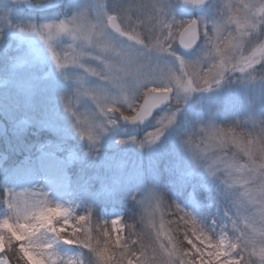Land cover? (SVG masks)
I'll use <instances>...</instances> for the list:
<instances>
[{"label":"snow or ice","instance_id":"obj_1","mask_svg":"<svg viewBox=\"0 0 264 264\" xmlns=\"http://www.w3.org/2000/svg\"><path fill=\"white\" fill-rule=\"evenodd\" d=\"M207 2L157 0L155 4H144L135 0H116L111 8L95 6L94 15L89 11L94 6H85L64 19L14 23L11 17L22 5L46 8L57 5L59 0H6L0 3V22H6L0 26V39L5 27L16 29L21 43L29 45L22 54L25 65L30 66L46 60L42 50L31 46L34 43L32 38L48 43L47 38L53 33L70 37L75 47L70 45L72 53L66 52L63 57L48 44L54 72L65 79H73L77 85L74 95L91 98L99 112L109 117L108 125L117 124V120L111 118L115 114L126 121L142 123L161 105L175 104V112L165 114L143 141H136L143 149L160 140L195 93H209L231 83L229 76L232 74H239L237 81L245 89L257 81L264 83V15L257 18L249 11L243 16L229 15L219 20H207L203 16L177 20L172 14L179 5L198 8ZM251 7L254 5H245V8ZM133 11L142 14L135 26L130 15ZM261 12L264 13V8ZM125 23L129 27H123ZM144 27L147 35L142 37L136 29ZM157 31L159 35H153ZM113 33L133 42V46H118ZM202 38L208 46L205 56H210V60L188 61L176 55V45L192 49ZM165 54L176 58L181 75L164 61ZM90 59L100 61L103 68L86 63ZM70 67L84 69L91 76L109 82L117 94L89 87L84 83V77H70L66 72ZM186 67H191L192 71H184ZM23 76L12 71L10 80L30 104L38 86ZM64 99L65 96L61 95L60 101ZM257 105L264 114V91L258 97ZM64 110L70 118H75L72 128L87 139L92 154H95L102 135L108 130L105 123H91L85 130L75 111L67 105ZM218 111L219 106L210 109L198 132L188 134L182 147L191 155L196 167H205L212 177L222 175L226 193L233 198L234 213L226 211V214L234 235L230 236L226 231L215 234L214 229L207 228L192 212L177 204V210L184 213L180 219L185 224L189 219L192 223L191 232L183 234L190 247L178 246L172 236L167 237L168 244H157L159 232L153 240L149 235L137 232L135 225L129 226L127 238L119 234L120 229H115L113 235L108 228L109 220L101 225V240L93 236L91 209L84 214L70 210L61 212L59 204L54 208L47 206L48 193L43 190L32 193L31 202L20 199L23 194L7 190V198L2 202L9 215L0 221V264H10L8 253L16 254L17 251L20 254L17 259L25 264H56L54 257L63 262L64 258L56 251L60 243L89 250L98 264H264V241L257 250L254 244L255 217L246 214L250 206L259 204L264 207V162L257 163L258 159L264 161V121L258 130L237 132L235 128L217 125L215 115ZM202 119L197 117L198 121ZM235 123L238 127L243 126L240 122ZM195 136H199V143ZM245 158L247 162L241 163ZM38 196L43 199H37ZM116 223V219L111 220L112 228ZM260 224L264 225V213H261ZM152 227H156L155 224ZM260 235L264 237V227ZM69 264H83V261L69 258Z\"/></svg>","mask_w":264,"mask_h":264},{"label":"rangeland","instance_id":"obj_2","mask_svg":"<svg viewBox=\"0 0 264 264\" xmlns=\"http://www.w3.org/2000/svg\"><path fill=\"white\" fill-rule=\"evenodd\" d=\"M3 2L6 0H0V3ZM135 2L155 4L157 0ZM115 3L116 0H66L61 10L54 16L45 18L38 17L22 5L11 19L14 23L28 21L42 23L64 19L85 6H94L89 10L91 15H94L95 6L111 8ZM245 5L254 7L249 9L245 8ZM261 8H264V0H212L194 18L203 16L207 20H219L229 15L243 16L249 11L254 12L259 18L264 15ZM172 14L177 20H190L180 13L179 6L173 9ZM130 15L135 26L142 14L133 11ZM5 23L0 22V26ZM123 27L129 25L125 23ZM136 31L142 37L147 35L146 27L137 28ZM2 35L0 221L9 215L6 205L2 202L7 198V190L23 194L20 199H27L30 202L33 198L32 193L43 190L48 193V207L54 208L59 204L61 212L70 210L81 214L91 209L92 223L101 228L103 221L109 220L108 228L114 232L115 229H120L119 234L122 236L125 227L122 214L132 208L129 207L132 203L142 214L144 225L153 240L159 232L157 244L160 242L168 244L167 237L174 233V230L170 229L171 222L178 223L177 227L180 228L183 241H186L183 239L184 232H191V220L185 224L184 220L180 219L184 213L177 210V204L187 212H192L207 228L214 229L215 234L219 235L222 231L228 232L230 236L235 234L230 227L229 215L226 214V211L234 213L233 198L226 193L222 175L212 177L205 167H196L191 155L183 150L182 141L191 132H198L210 109L217 106H219V111L215 115L217 125L226 129L235 128L237 132L258 130L261 121H264V114L259 111L257 105L258 97L264 91V83L257 81L245 89L237 81L239 74H232L229 76L231 83H225L221 88L209 93H195L180 109L175 123L160 140L142 149L136 141H143L147 133L158 126L159 119L165 114L175 112V104L159 112L149 124L142 127L125 126L119 114L111 117L117 120V124L108 125L106 122L109 117L99 112L91 98L74 95L77 85L73 79H65L54 72L55 66L51 60V53L48 52V44L50 43L63 57L66 52L72 53L70 45L75 47L70 37L53 33L47 38L48 43L32 38L34 43L31 46L42 50L46 60L36 61L27 66L22 53L29 45L21 43L18 31L5 27ZM153 35H159V32ZM113 37L120 47L133 46V42L127 41L119 34L113 33ZM207 47L205 39L202 38L200 45L191 54L180 53L177 45L175 52L177 56L188 61L200 59L203 62L211 59L210 56H205ZM163 59L174 67L173 71L177 75H181L179 62L175 57L165 54ZM86 63L98 69L103 68V64L97 60L90 59ZM12 71L24 74L23 78L26 81L38 86L30 104L26 102L21 90L10 80ZM184 71H192V68L186 67ZM66 72L70 77H84V83L89 87L105 89L111 95L117 94V90L109 82L91 76L84 69L70 67ZM61 95L65 96L63 101H60ZM65 105L77 113L85 130L91 123H105L108 130L102 135L95 154H92L87 139L82 138L72 128L75 118H70V114L65 112ZM256 105L257 108L253 112L252 109ZM198 116L203 119L198 121ZM235 122H240L243 126L238 127ZM194 139L199 143V136H195ZM121 140L125 143H120ZM240 162L246 163L247 160L245 158ZM261 162L264 161L257 160V163ZM37 199L43 197L38 196ZM261 213H264V207L259 204L250 206L246 213L255 217L254 227L257 231L254 234V244L257 250L264 241V237L260 235L261 228L264 227L260 224ZM175 214L176 216L172 217ZM112 219L117 220L115 228H112ZM11 222L13 221L10 220ZM153 224L156 227H152ZM184 247H190L187 241ZM56 251L64 258L61 262L58 257H54L56 264H69V258L84 263L82 248L60 243L56 246Z\"/></svg>","mask_w":264,"mask_h":264},{"label":"trees","instance_id":"obj_3","mask_svg":"<svg viewBox=\"0 0 264 264\" xmlns=\"http://www.w3.org/2000/svg\"><path fill=\"white\" fill-rule=\"evenodd\" d=\"M129 207H132V208L130 210H125V212L122 214L123 215V223L125 226L124 231L122 233L123 237H125V238L128 237L129 231H130V229H129L130 225H135V229L137 232H139L141 234H147L151 237L148 229L144 225V222L142 219V214L140 213L138 208H136L134 203L130 204ZM75 213L81 214V212H75ZM175 216H176V214L172 217H175ZM93 223H92V227L94 228L93 236L102 240L103 237H102V234L100 232V228L95 223L94 224ZM177 226H178V223H176V224H174L173 222L170 223V229L174 230L173 231L174 233L172 232L173 233L172 236L174 238L173 240L175 241V243H177L178 246H185L186 241L182 240L180 228H178ZM109 229H111V228H109ZM113 235H115L114 231H113ZM181 242H182V245H181ZM17 248H18V245H17ZM82 252H83V260H84L83 264H98L95 256L89 250L82 249ZM19 255L20 254L18 251L16 254H12L11 252H9L8 258H9L10 264H25V262L23 260L17 259V257Z\"/></svg>","mask_w":264,"mask_h":264},{"label":"water","instance_id":"obj_4","mask_svg":"<svg viewBox=\"0 0 264 264\" xmlns=\"http://www.w3.org/2000/svg\"><path fill=\"white\" fill-rule=\"evenodd\" d=\"M64 1H65V0H59V3H58L57 5H55V6H53V7H46V8L29 7V6H27V5H23V6H24L26 9H28V10H32V11H35V12H47V11H53V10L59 8V7L63 4ZM209 1H210V0H208V2H209ZM208 2H207V3H208ZM207 3H206V4H207ZM206 4H205V5H206ZM205 5H203V6H201V7H198V8H189V7H185V6H183V5H180V9H181V11L184 12V13H192V12H197V11H199L200 9L204 8ZM197 45H198V44H197ZM197 45H196V46H197ZM178 46H179V45H178ZM196 46H195V47H196ZM195 47H193L192 49H185V48L179 46V48H180L182 51H185V52H190V51H192ZM167 105H169V104L161 105L159 108H157V109L155 110L154 114H155L157 111H159V110H161V109H164ZM154 114H153V116H154ZM153 116H152V117H153ZM152 117H150L149 119L145 120V121L142 122V123H133V122H131V121H126V120H124L123 118H122V121H123L125 124H131V125H135V124H137V125H143V124L147 123L148 121H150V120L152 119Z\"/></svg>","mask_w":264,"mask_h":264}]
</instances>
